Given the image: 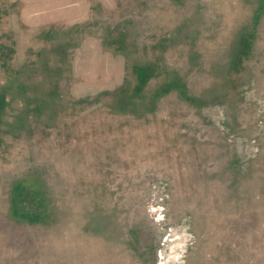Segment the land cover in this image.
Segmentation results:
<instances>
[{"label": "rangeland", "instance_id": "obj_1", "mask_svg": "<svg viewBox=\"0 0 264 264\" xmlns=\"http://www.w3.org/2000/svg\"><path fill=\"white\" fill-rule=\"evenodd\" d=\"M0 264H264V0H0Z\"/></svg>", "mask_w": 264, "mask_h": 264}]
</instances>
